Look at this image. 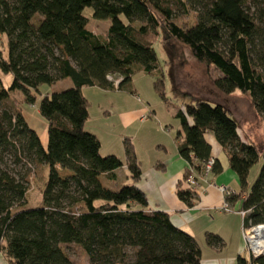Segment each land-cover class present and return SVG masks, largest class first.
Listing matches in <instances>:
<instances>
[{"label": "trees", "instance_id": "obj_1", "mask_svg": "<svg viewBox=\"0 0 264 264\" xmlns=\"http://www.w3.org/2000/svg\"><path fill=\"white\" fill-rule=\"evenodd\" d=\"M86 8L94 19L110 20L105 38L88 29ZM180 14H194V21L178 22ZM160 33L168 55L180 45L197 63L214 67L220 76L212 85L226 96L247 94L264 122V0H0V44L4 39L6 50L4 55L0 49V74L11 78L9 87L0 79V105L6 106L0 111V253L8 264H73L66 253L70 244L79 246L90 264H201L196 239L175 227L167 213L150 208L135 186L141 171L131 141H123L122 163L113 155L102 157L99 139L85 130V87L134 95L132 78L142 72L166 100L153 47ZM65 79L71 88L39 103L47 123L44 147L21 105H34L40 86ZM14 92L24 99L12 100ZM173 97L189 99L174 111L180 124L177 150L187 163L183 179L190 169L203 175L202 166L212 157L204 136L211 134L238 177L240 192L226 201H239L252 225L264 224V149L260 153L241 140L226 106L177 89ZM6 154L40 167L38 208H26L28 174L1 168ZM214 161L212 174H219L222 166ZM124 166L128 182L120 184L117 172ZM177 197L193 208L200 195L181 182ZM205 242L211 248L224 245L209 233ZM238 264H264V255L248 262L239 258Z\"/></svg>", "mask_w": 264, "mask_h": 264}, {"label": "crops", "instance_id": "obj_2", "mask_svg": "<svg viewBox=\"0 0 264 264\" xmlns=\"http://www.w3.org/2000/svg\"><path fill=\"white\" fill-rule=\"evenodd\" d=\"M140 73L142 72L136 74ZM132 90L134 95L117 90L105 91L96 87L82 89L89 103L87 123L91 121L94 112L91 105L92 96L95 95L102 98L101 106H99L100 116L106 118L105 121L110 124L112 123L111 130L118 133V136L113 135L116 136L115 138L109 134L105 135L104 144L96 133L89 132L87 125L85 126L86 131L99 139L100 155L102 157L113 155L124 163L123 141L130 140L141 171L140 179L135 186L144 193L150 208L167 213L175 227L188 232L196 239L201 250V264H238L239 258L248 262L250 254L245 248L242 237L243 219L238 214L241 210L240 202L229 203L233 209L230 213L219 210L226 203V197L219 190V186L230 189L234 194L240 192L238 177L229 168L220 145L211 134L204 136L211 146V156L219 160L222 171L219 174L208 175L200 181L199 201L193 208H188L177 197L178 185L183 181L187 163L178 154L174 137L171 140L169 135V141L151 139L150 127L157 121L155 111L148 101L137 97L140 91L133 82ZM230 112L232 114L231 110ZM189 123L192 124L191 119ZM157 127L163 134L164 131L159 123ZM141 131L143 134L146 133L142 138L139 135ZM237 133L243 142L251 143L239 124ZM126 177L124 166L117 172L118 183L128 182ZM207 233L218 235L223 240V247L218 249L207 246L205 242Z\"/></svg>", "mask_w": 264, "mask_h": 264}, {"label": "rangeland", "instance_id": "obj_3", "mask_svg": "<svg viewBox=\"0 0 264 264\" xmlns=\"http://www.w3.org/2000/svg\"><path fill=\"white\" fill-rule=\"evenodd\" d=\"M92 13L93 11L91 8H86L84 10V16L88 19V29L96 35L105 38L110 27V20H96L92 17ZM177 21H188V23H192L194 21V14H189L188 16L180 14L177 17ZM162 36V33H160V36L153 44V47L157 55L158 68L164 75V94L166 100L163 101L160 99L153 89V78H149V76L140 73L135 74L132 81L140 91V94H138L137 97L143 98L146 102L148 101L156 114L157 121L150 127L151 133L149 134L151 135L149 136L151 139L169 141L170 136L171 140L173 137L175 138L176 132L180 127L179 122L174 118V111L177 107H182L183 103L189 102L188 98L183 100L174 99L173 91L174 89H177L180 93L190 94L212 106L216 104L226 106L232 111L231 117H233L237 124L243 128V132L246 133L247 138H249L250 142L254 144L261 153L264 149V122L259 120L258 114L252 106L250 97L240 91H235L229 96L220 93L212 85V82L220 76L214 67H208L197 63L192 58L190 52L180 45H174V54L170 51V54L168 55L162 45ZM0 49L3 50L5 55L6 50L4 48V39L1 40ZM0 79L4 86H10L11 78L9 76L0 74ZM72 86L73 84L69 79L59 81L51 86L42 85L38 89V94H35L36 102L34 105H28L25 103L21 105L28 126L38 134L44 147L47 142V123L39 114V103L44 96L71 88ZM92 97L93 101L91 106L92 111L94 112L91 121L86 124V128H88L89 132L96 133L105 144V135L108 136L109 134L112 138H115L116 136L114 137L113 135L118 136V133L111 130L113 124L105 121L106 118H103V116H100L99 114V106H101L102 98L95 97V95ZM11 99H14V101H21L24 97L21 93L14 92L11 94ZM4 108H6V106L0 105V111ZM158 123L162 126V130L164 131L163 134L157 127ZM145 134L146 133L143 134L141 131L139 135L142 138ZM261 164L262 159L260 158L259 163L251 169L248 178L249 185L253 184L255 181ZM2 165L1 168L4 169L6 167L7 170L15 175L23 176L28 174L29 181L31 179L33 184L31 185L30 181V196L26 208H38L41 206L42 197L40 186L42 181L37 176L40 167H36L32 162H29L25 158H22L21 162L16 163L15 158L8 154L5 155ZM35 181H37V183H35ZM66 253L73 264H90L85 253L77 245L70 244L67 246ZM0 264H8L1 253Z\"/></svg>", "mask_w": 264, "mask_h": 264}, {"label": "built area", "instance_id": "obj_4", "mask_svg": "<svg viewBox=\"0 0 264 264\" xmlns=\"http://www.w3.org/2000/svg\"><path fill=\"white\" fill-rule=\"evenodd\" d=\"M108 79L111 80L110 77H108ZM118 82L119 80L115 81V85H117ZM214 162V158L210 157L203 164V175H200L195 170L190 169L189 177H187L186 180L183 179L182 181L183 188L201 195L200 181L206 176L212 174ZM219 190L224 194L225 197L234 194V192L224 186H219ZM219 210L225 213H230L233 211L232 207L227 201ZM238 214H240L243 219L242 237L245 243V248L250 254V257H252L253 259H257L258 257L264 255V224L252 225L250 221H246L249 211L240 210L238 211Z\"/></svg>", "mask_w": 264, "mask_h": 264}, {"label": "bare ground", "instance_id": "obj_5", "mask_svg": "<svg viewBox=\"0 0 264 264\" xmlns=\"http://www.w3.org/2000/svg\"><path fill=\"white\" fill-rule=\"evenodd\" d=\"M263 248H264V246H263Z\"/></svg>", "mask_w": 264, "mask_h": 264}]
</instances>
